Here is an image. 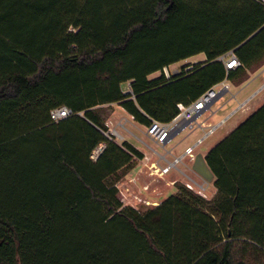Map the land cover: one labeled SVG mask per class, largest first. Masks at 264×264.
Returning a JSON list of instances; mask_svg holds the SVG:
<instances>
[{
  "label": "trees",
  "instance_id": "obj_1",
  "mask_svg": "<svg viewBox=\"0 0 264 264\" xmlns=\"http://www.w3.org/2000/svg\"><path fill=\"white\" fill-rule=\"evenodd\" d=\"M263 66L258 0H0V264H264V103L206 153L213 199L177 185L144 212L118 183L145 155L103 109L170 122Z\"/></svg>",
  "mask_w": 264,
  "mask_h": 264
},
{
  "label": "rangeland",
  "instance_id": "obj_2",
  "mask_svg": "<svg viewBox=\"0 0 264 264\" xmlns=\"http://www.w3.org/2000/svg\"><path fill=\"white\" fill-rule=\"evenodd\" d=\"M204 56L205 54L202 53L197 57L202 58ZM193 60L195 58L170 65L171 75H177L183 69L186 70V67L205 61L188 63ZM262 69H264V66L257 72L252 73L250 78L241 85H234L230 82L231 88L229 92L223 94L210 108L198 117L197 123L204 120H209L211 124L219 123L213 132L209 133V127L204 129L197 127L193 131L189 128L184 129L174 136L166 148L147 137L142 132L141 124L138 122L129 123L127 112L119 107L118 104L105 105L103 109L107 116L106 125L108 126L106 135L112 136L119 144H122L131 136V141L145 151L144 159L137 160V165L133 171L118 183L119 196L123 204L144 212L151 207L159 205L169 194L176 193L178 191L177 185H185L190 188L187 183L192 185L193 188L190 189H193L207 199H213L217 193V188L214 185L215 179H205L191 164H188V166L183 163L178 164L179 169L173 168L165 176L161 177L159 173L149 176L147 174L149 169L144 164V161L151 163L159 160L161 165L165 164L164 161L159 159L160 155H166L169 161H173L175 151L180 152L186 144L197 142L201 138H203V141L197 146L196 151L200 153L208 152L213 144L219 142V140L232 131H227L228 129L236 124L238 126L242 118H247L253 112L251 111L252 107L257 106L259 108L264 103V70ZM158 74H161V72H158ZM246 111L251 112L246 114ZM129 129L131 135L128 131ZM176 146L178 147L177 149H175ZM169 149H173L172 154L167 153ZM144 167L145 170H143ZM170 181H174L175 185H168ZM145 186L148 188L146 189Z\"/></svg>",
  "mask_w": 264,
  "mask_h": 264
},
{
  "label": "built area",
  "instance_id": "obj_3",
  "mask_svg": "<svg viewBox=\"0 0 264 264\" xmlns=\"http://www.w3.org/2000/svg\"><path fill=\"white\" fill-rule=\"evenodd\" d=\"M261 3H264V0H258ZM220 60L223 61L227 71L231 69H236L241 66V61L238 59L237 55L232 51L227 55L220 57ZM193 68V65L186 67V70ZM167 78H170L171 71L170 66H166L163 69ZM175 74V72H174ZM231 88V83L227 78L202 93L196 100L185 104L178 103L177 107L179 109L178 114L170 122H162L154 118H149L148 122L142 125V132L149 137L151 140L158 143L160 146L164 147L167 141H170L174 138L180 131L184 129H194L196 127H209V133L213 132L218 124H205V122L197 123L198 117H200L211 105L216 102L223 94L229 92ZM241 106V105H240ZM72 114V110L67 106H62L55 108L51 111L52 119L55 121L62 120ZM204 129V128H203ZM207 133V134H209ZM110 138L112 136L108 135ZM203 141V138L199 139L194 145L186 148L185 153L180 156H175L173 161H169L166 155H160V160L165 162V165H159V161L154 162L155 169L160 175H164L170 172L173 168H177L178 164H182L186 156L191 159H195V150L197 146ZM104 150V146L98 147L94 153L93 158L97 159L101 152ZM170 153V152H168ZM190 188H193L190 183H187ZM147 189L148 187L145 186ZM202 193V192H201ZM203 194V193H202ZM148 202V201H147Z\"/></svg>",
  "mask_w": 264,
  "mask_h": 264
},
{
  "label": "crops",
  "instance_id": "obj_4",
  "mask_svg": "<svg viewBox=\"0 0 264 264\" xmlns=\"http://www.w3.org/2000/svg\"><path fill=\"white\" fill-rule=\"evenodd\" d=\"M202 53H200V54H198V55H201ZM198 55H195V56H193V57H190V58H188V59H186L185 61H188V60H191V59H193V58H195V60H193V61H190V62H188L189 64H191L192 62L194 63V62H199V61H204V60H206V55L204 56V57H202V58H198L197 56ZM177 70V69H176ZM175 70V71H176ZM262 70H264V69H262ZM159 74H158V72H156V73H154L153 75H152V77H155V76H158ZM119 107H121L124 111H126L122 106H120V105H118ZM257 109V106H255V107H252L251 108V111H255ZM251 111H249V112H247L246 111V114L248 113H250ZM127 112V111H126ZM127 114H128V116L129 117H127V120H128V122L129 123H136V121L134 120V118H133V116L132 115H130L128 112H127ZM250 115V114H249ZM243 119L245 120L246 118H242V120H241V122L243 121ZM133 120V121H132ZM202 122H205V124L206 125H208L210 122H209V120H204V121H201L200 123H202ZM240 122V123H241ZM237 126V124L235 125V126H233L232 128H230V129H228L227 131H231V130H233L235 127ZM197 128V127H196ZM195 128V129H196ZM199 128H201V129H203V128H206L205 126L203 127H199ZM194 129V130H195ZM129 132H130V135H131V131H130V129L128 130ZM193 131V130H192ZM181 132V131H180ZM131 137V136H130ZM128 138V139H126V141H129L131 144H133L135 147H137L138 149H140L143 153H145V151L144 150H142L141 148H139L138 146H136L132 141H131V138ZM199 139V138H198ZM171 141H172V139L170 140V141H167L166 143H165V148L167 147V145L169 144V143H171ZM220 141V140H219ZM155 142V141H154ZM196 143V141L194 142V143H189V144H186L185 146H184V148H182V150L180 151V152H177V151H175V153L173 154L174 156H180V155H182V154H184L185 153V150H186V148L187 147H189V146H192V145H194ZM218 142H216L215 144H213L210 148H209V150L214 146V145H216ZM158 144V143H157ZM159 145V144H158ZM178 147L176 146L175 147V149H177ZM208 150V151H209ZM168 152H170V154H172V152H173V149H169V150H167V153ZM206 153L207 152H205V153H200V152H197L196 150H195V154H196V156H195V159H191L190 157H188V156H186L185 158H184V160H183V164H186L187 166H188V164H191L192 165V167L193 168H195L196 169V167L198 168V167H200V165L197 163V157H198V155H202V157L204 158V161H206L205 160V155H206ZM148 159H149V157H147ZM159 159H160V157H159ZM143 160V159H142ZM159 161V160H158ZM157 162V161H156ZM159 163V165H161L160 164V162H158ZM201 163V162H200ZM207 163V162H206ZM144 164L147 166V168L149 169L147 172V174L149 175V176H154L155 174H158L157 173V171H156V169H155V166L153 165L154 164V162H149V161H144ZM163 165H165V164H162L161 166H163ZM143 169V168H142ZM143 170H145V167H144V169ZM133 171V170H132ZM167 174V173H166ZM166 174H164V175H159V176H161V177H163V176H165ZM200 174V173H199ZM201 175V174H200ZM202 176V175H201ZM214 179V178H213ZM169 184L168 185H175V182L174 181H170V182H168ZM148 186V185H147ZM155 191H157V189H155ZM158 193L159 194H161V192H159L158 191ZM174 193V192H173ZM172 194V193H171ZM170 195V194H169ZM168 195V196H169ZM167 196V197H168ZM167 197H165V198H167Z\"/></svg>",
  "mask_w": 264,
  "mask_h": 264
},
{
  "label": "water",
  "instance_id": "obj_5",
  "mask_svg": "<svg viewBox=\"0 0 264 264\" xmlns=\"http://www.w3.org/2000/svg\"><path fill=\"white\" fill-rule=\"evenodd\" d=\"M201 162V163H200ZM197 163L200 165V167H196V170L207 180H211L214 178V174L209 168L206 161H204V158L202 155H198L197 157Z\"/></svg>",
  "mask_w": 264,
  "mask_h": 264
}]
</instances>
